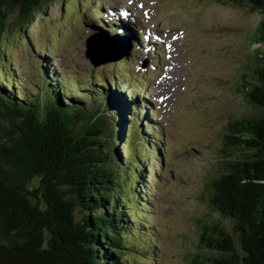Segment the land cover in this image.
Returning a JSON list of instances; mask_svg holds the SVG:
<instances>
[{
	"label": "trees",
	"instance_id": "16d2710c",
	"mask_svg": "<svg viewBox=\"0 0 264 264\" xmlns=\"http://www.w3.org/2000/svg\"><path fill=\"white\" fill-rule=\"evenodd\" d=\"M56 1L0 0V264H135L125 259L135 250L129 210L144 209L137 169L149 158L138 147L156 150L159 140L142 127L132 140L124 95L95 92L93 82L83 97L68 80L51 82L39 105L37 95L20 90L1 43L9 16L25 40L27 27ZM220 1L257 18L248 42L259 46L247 51L233 90L237 100L263 111L264 0ZM67 93L82 102L67 104ZM221 141L224 168L209 196L210 216L220 220L201 223L189 263L264 264V114L231 120Z\"/></svg>",
	"mask_w": 264,
	"mask_h": 264
},
{
	"label": "rangeland",
	"instance_id": "374dc122",
	"mask_svg": "<svg viewBox=\"0 0 264 264\" xmlns=\"http://www.w3.org/2000/svg\"><path fill=\"white\" fill-rule=\"evenodd\" d=\"M102 1L99 12L95 9L92 13L98 0H88L86 6L82 0H76L74 5L71 0H57L47 7L44 16L36 17L25 34L29 44H33L34 55L37 50H41L40 56L43 52L48 54L45 58L50 61L49 68L55 76L58 77V71H61L70 75L67 76L70 80H78L84 85L91 82L94 75L101 74L103 79L104 76L111 77L113 72L110 63L94 68L84 57L87 38L84 29L89 28L88 33H91L96 26L102 27L96 16L107 24L118 17L124 22L136 18L140 21L143 44L134 55L129 52L128 58L135 76L141 78L138 82L151 83L157 120L167 130L165 145L168 151L162 156L165 171H160L156 190L158 201L153 207L155 215L151 217L149 209H141L143 214H140L141 210L134 205L129 210L135 250L125 259L135 264H190L189 252L197 250L200 225L210 216V183L224 168L221 135L235 118L264 114V110L237 100L233 90L235 79L246 62L247 51L259 46L248 42L257 18L251 11L220 0ZM13 18L14 15L7 18L1 33L6 58L20 69V81H26L30 74L39 81L36 71L30 72L31 60L34 61L30 46L19 39L20 31ZM146 37L160 44L161 58L154 56L147 47ZM259 48L264 52V45ZM168 60L171 71L159 82L157 79ZM145 63L146 67H143ZM114 66L117 67L114 75L117 73L129 79L128 66ZM40 68L43 74L46 73V67ZM145 75L150 78L146 79ZM25 86L27 92H32L31 86ZM76 88L71 87L78 90ZM67 98L63 99L67 104L82 102L76 97ZM85 102L84 107L89 108ZM136 128L137 125L132 126V139ZM153 134L158 136L159 133L149 129L145 136L152 138ZM150 152L148 150V154H153ZM124 156L125 161L127 153ZM236 156L234 154V159ZM146 163L141 168L145 174L138 170L137 173L153 190V168L157 163L153 158L147 159ZM170 172H173L171 176ZM141 195L145 196L144 193ZM151 198L149 194L144 197L146 202ZM210 218L220 220L217 214Z\"/></svg>",
	"mask_w": 264,
	"mask_h": 264
},
{
	"label": "water",
	"instance_id": "95a60500",
	"mask_svg": "<svg viewBox=\"0 0 264 264\" xmlns=\"http://www.w3.org/2000/svg\"><path fill=\"white\" fill-rule=\"evenodd\" d=\"M111 60H113V56L111 55V53H108L106 51L104 52V56H101L100 58L94 56L92 58V61L94 64H100V63L111 61Z\"/></svg>",
	"mask_w": 264,
	"mask_h": 264
}]
</instances>
